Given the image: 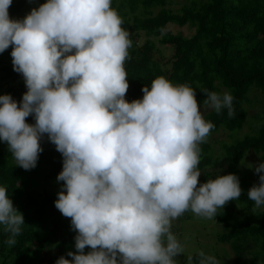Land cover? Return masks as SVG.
<instances>
[{"label":"clouds","instance_id":"9594fccd","mask_svg":"<svg viewBox=\"0 0 264 264\" xmlns=\"http://www.w3.org/2000/svg\"><path fill=\"white\" fill-rule=\"evenodd\" d=\"M11 4L0 0V53L11 47L27 90L19 104L0 95V141L24 170L36 167L45 135L62 156L54 206L70 220L75 251L55 264H178L184 247L172 221L188 211L213 219L242 195L236 174L199 181L200 145L215 126L204 119L196 90L157 76L142 98L125 99L132 41L112 0H46L23 19L10 18ZM201 93L206 107L234 117L229 92ZM253 171L259 182L247 198L260 208L264 162ZM0 225L15 245L24 217L3 186ZM197 257L220 264L202 250Z\"/></svg>","mask_w":264,"mask_h":264},{"label":"trees","instance_id":"16d2710c","mask_svg":"<svg viewBox=\"0 0 264 264\" xmlns=\"http://www.w3.org/2000/svg\"><path fill=\"white\" fill-rule=\"evenodd\" d=\"M26 1L15 0L8 9L9 16ZM112 7L122 17L123 27L132 41L130 58L125 63L129 83L126 100L142 98V87H150L157 76H164L173 84L186 83L193 87L200 107L205 106L206 98L202 88L219 94L227 91L233 96V118L228 117L226 108L220 114L212 108L203 114L215 127L207 142L200 145L198 167L203 171L218 165L215 154L218 146L225 174L240 177L241 197L227 203L214 218L226 228L218 240L230 244L235 264H243L247 255L246 264H264V206L251 211L254 202L248 200L247 191L253 184L244 183L239 167L249 150L264 162V107L254 114V127L239 136L247 122L246 105L250 102L251 88L258 89L264 100V0H112ZM168 23L189 27L193 32L185 36L181 32L165 31ZM142 32L147 38L137 45L135 42ZM152 37H158V41ZM157 43L170 50V54L165 55ZM11 50L9 47L0 56L11 57ZM2 70L11 80L6 94L19 104L27 90L23 77L12 65H5ZM26 122L35 123L32 116ZM220 130L227 132V139L211 138ZM40 144L43 151L36 167L24 170L16 166L7 144L0 141V186L7 188L8 198L24 217L15 245L6 243L9 233L0 225V264H55L61 256L71 259L67 252L75 251L76 233L71 229L70 220L54 206L63 181L58 182L61 190L50 187L62 170V156L46 135ZM209 175L204 173L202 181ZM50 207L55 213H50ZM189 217L188 211L179 220ZM191 256L192 263L198 264L197 252Z\"/></svg>","mask_w":264,"mask_h":264},{"label":"rangeland","instance_id":"374dc122","mask_svg":"<svg viewBox=\"0 0 264 264\" xmlns=\"http://www.w3.org/2000/svg\"><path fill=\"white\" fill-rule=\"evenodd\" d=\"M15 0H12L14 3ZM46 2V0H27L23 7L15 12L11 19H23L26 14L30 12V10L34 7H38L39 4ZM165 31H169L171 33L181 32L185 36H189L192 34L193 30L189 27L182 26L179 27L176 24L168 23L165 27ZM147 38V36L142 32L141 35L137 38L135 44L141 45L143 41ZM152 39L157 42L158 37H152ZM161 51L165 55L170 54V50L165 48L164 46L159 45L157 43ZM5 65H12L11 57L7 54H3L0 56V95L6 94V88L10 83V78L4 76L3 67ZM250 102L246 105V110L248 113L247 122L239 133V136H242L244 133H247L251 130L255 125L254 114L260 112L264 107V100L261 97V94L258 89L252 87L249 92ZM211 108L202 106L200 107V111L202 115L209 111ZM211 138L214 139H227V132L224 130H220L217 133H214ZM216 155L218 157V165H213L208 167L207 169L201 171V175L199 177V181H202V175L204 173L209 172L210 175L207 179L215 178L216 175H225V165L223 164V156L221 151L218 149V146L215 147ZM261 162L258 154L249 150L240 164V169L242 171L241 177H243L244 183L247 185L249 183L258 184V174L253 171V166L257 163ZM239 178V182L241 185V179ZM57 179H54L51 182V188L53 190H61V185L58 183ZM229 201L228 203H230ZM50 213H55V209L50 207ZM262 207L258 209H262ZM257 209L255 206L251 209V211H255ZM238 211H240L238 209ZM241 215L243 212H240ZM250 212H248L249 214ZM190 217L187 220L180 221L179 218L172 221L171 231L177 237L178 241L184 247V254H178L175 259L178 264H188L187 257L192 255L195 252L203 251L206 255H213L220 262V264H235L236 257L235 254L227 242H220L218 240V235L225 232L226 228L224 225L217 223L213 219H206L195 216L191 211H189ZM52 250H55V247L52 246ZM249 255L245 257V260H242L243 264H246ZM193 264V263H192Z\"/></svg>","mask_w":264,"mask_h":264}]
</instances>
